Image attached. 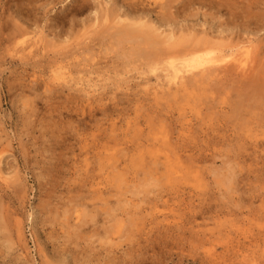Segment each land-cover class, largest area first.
<instances>
[{
  "label": "rangeland",
  "instance_id": "374dc122",
  "mask_svg": "<svg viewBox=\"0 0 264 264\" xmlns=\"http://www.w3.org/2000/svg\"><path fill=\"white\" fill-rule=\"evenodd\" d=\"M0 264H264V0H0Z\"/></svg>",
  "mask_w": 264,
  "mask_h": 264
},
{
  "label": "bare ground",
  "instance_id": "6f19581e",
  "mask_svg": "<svg viewBox=\"0 0 264 264\" xmlns=\"http://www.w3.org/2000/svg\"><path fill=\"white\" fill-rule=\"evenodd\" d=\"M167 16H168V14H167ZM165 18H166V16H165ZM126 25H123L122 27L117 29L118 30L117 35L120 37H123V38L126 37L128 39L129 38H137L138 40H140L139 38H141L142 39V45H143V43L146 45L145 49H146V47L155 49V51H156L155 58L157 57L156 58L157 62H159V63H161L162 61L164 63L167 62V64L172 68V71L169 73L168 78L170 79V81H172L174 83H178V82H180V80H182L184 78V77H182V75L185 73L184 69H187V68H189V69H203V68H206L208 66L219 67V66H221L220 64H224V61L226 59H230L231 57H233L235 55V57L233 58V60L235 61V64L233 63L234 65L229 66L227 68H222V69L220 68V70H218L219 68H217V67L214 68L215 72L219 71V73L224 72V73L230 74L232 72L231 68H235L236 70L241 69L242 71H244L246 69V65L249 62L248 61V59H249L248 55H250V50L245 49L246 46H244L245 50H242V51L238 50V51H236V53L234 52L235 50L233 47L221 48L216 53L217 56H215V57L213 56L212 50L209 51V50H207V48L201 49V47H205L207 45V43L204 41H202V42H204V43H202L203 46H199L196 44L197 47H193L192 49H189V50H186L183 52L175 50L174 47H172L173 50L168 51V48L167 49L165 47L163 48V46L161 45L162 41H160L157 38L158 36L155 35L156 33L154 31L144 30L141 27H136L135 25H132V24L127 25V26ZM17 33H19V32H17ZM164 41H163V43H164ZM160 45L162 46L163 49L160 48L161 47ZM165 54H166V56L161 57V55L163 56ZM238 55H239V57H238ZM176 57H182V60H181L182 62L176 63ZM251 62H253V60H251ZM215 72H209V73H214V75H215ZM209 73L206 74L207 76L205 75L206 79H208ZM232 73L234 74V72H232ZM222 74L223 73H221V75ZM233 74H232V76H233ZM216 75H218V74H216ZM211 76H212V74H211ZM231 79H234V78L232 77ZM259 84H261V83H259ZM261 85H263V83ZM261 85H259V86H261ZM240 97L243 98V96H240ZM241 102H243V101H241ZM241 102H239V104Z\"/></svg>",
  "mask_w": 264,
  "mask_h": 264
}]
</instances>
